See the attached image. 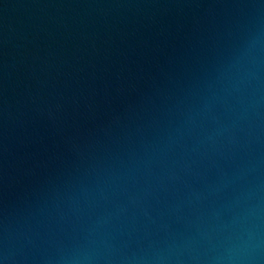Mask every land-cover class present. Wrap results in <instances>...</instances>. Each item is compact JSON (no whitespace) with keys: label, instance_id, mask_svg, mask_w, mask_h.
<instances>
[{"label":"water","instance_id":"water-1","mask_svg":"<svg viewBox=\"0 0 264 264\" xmlns=\"http://www.w3.org/2000/svg\"><path fill=\"white\" fill-rule=\"evenodd\" d=\"M0 264H264V0H0Z\"/></svg>","mask_w":264,"mask_h":264}]
</instances>
